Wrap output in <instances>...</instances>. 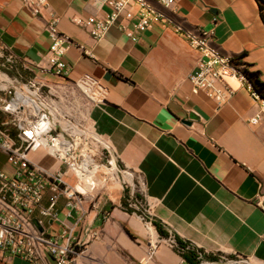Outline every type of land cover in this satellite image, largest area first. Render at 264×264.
I'll return each instance as SVG.
<instances>
[{
  "label": "crops",
  "instance_id": "crops-1",
  "mask_svg": "<svg viewBox=\"0 0 264 264\" xmlns=\"http://www.w3.org/2000/svg\"><path fill=\"white\" fill-rule=\"evenodd\" d=\"M47 2L35 16L21 0H0V44L31 68L50 45L45 20L57 17L71 41L63 55L69 77L88 76L103 91L102 102L89 105V123L121 168L139 177L150 222L124 209L123 200L65 219L61 199L59 216L79 245L76 264H179L182 257L153 221L207 259L228 253L264 264V119L249 122L260 108L251 91L230 80L234 93L218 106L192 94L189 75L200 54L172 29L155 27L133 42L112 27L96 42L73 19L105 14L100 0ZM176 10L188 26L212 31L215 43L264 83V23L256 0H178ZM31 158L43 167L53 162L41 149ZM0 170L11 171L5 157ZM0 264L32 263L15 256Z\"/></svg>",
  "mask_w": 264,
  "mask_h": 264
},
{
  "label": "built area",
  "instance_id": "built-area-1",
  "mask_svg": "<svg viewBox=\"0 0 264 264\" xmlns=\"http://www.w3.org/2000/svg\"><path fill=\"white\" fill-rule=\"evenodd\" d=\"M100 1L107 8L105 14L73 19L94 41L101 40L112 27L133 42L155 27L170 28L200 54L195 71L189 75L192 94L202 93L220 106L234 93L230 80L244 83L260 105L249 122L256 125L264 119V95L253 87L245 63L221 49L212 31L188 26L177 14L178 0ZM21 2L35 16L48 9L47 0ZM57 23L52 15L45 20L50 45L31 68L0 44L4 62L32 74L23 80L18 74L0 72V150L11 167L9 173L0 170V258L18 256L32 264H42L46 258L54 264H76L79 245L71 236L72 227L60 218L58 203L64 199L65 219L74 212L83 215L90 203L88 193L75 188L81 177L85 171L97 168L96 156L102 152L108 155L110 167L118 161L109 143L89 125V101L95 100L80 85L95 88V94L102 95L97 103L102 102L103 91L88 76L69 77L63 55L71 41L59 31ZM38 73L56 76L61 82H50ZM39 149L52 159L50 167L32 160ZM69 174L75 178L72 184L64 181ZM129 192L124 209L138 212L150 224L148 207L145 213L138 211L142 205L133 198V190ZM166 239L176 246L174 234L168 232ZM196 253L195 264H214L204 258L202 251ZM179 264L191 263L183 259Z\"/></svg>",
  "mask_w": 264,
  "mask_h": 264
},
{
  "label": "rangeland",
  "instance_id": "rangeland-1",
  "mask_svg": "<svg viewBox=\"0 0 264 264\" xmlns=\"http://www.w3.org/2000/svg\"><path fill=\"white\" fill-rule=\"evenodd\" d=\"M0 72L6 73L8 75H13L15 73L20 74L22 75L23 80L29 76L27 72L21 71L18 65H8L6 62H4L3 58H0ZM101 96V94H95L96 104L97 100H99ZM89 102L91 105L94 103L93 101ZM98 103H100V101ZM89 125L91 126L90 123ZM4 157L6 158L5 154L0 150V163L4 160ZM36 157L41 159V156L37 155ZM107 160H109V157L105 152H102V155L99 157L96 156L95 162L99 165L97 164V169H94L95 171L92 169L91 172L93 174H88L89 176L87 178H90L91 181L94 182L93 185H88V187L85 188L87 190V198L90 203L88 209L93 208L92 204L98 207V203L101 205L105 202L109 203V201L126 200V198L130 195V189H132L133 198H135V200H137L142 205L138 211L145 213L147 206L142 198V195L140 194L139 177L135 174H127V171L121 168L118 161L115 163V166H113L115 168L111 170L112 167L108 165ZM116 168L119 171H116ZM87 178L85 180L86 184L90 182V179ZM74 180L75 178L71 174L64 177V181L71 184L74 182ZM204 258L208 261H213L214 264H258L251 259L243 260L228 253H214V255L209 256V259H207L206 255H204Z\"/></svg>",
  "mask_w": 264,
  "mask_h": 264
},
{
  "label": "trees",
  "instance_id": "trees-1",
  "mask_svg": "<svg viewBox=\"0 0 264 264\" xmlns=\"http://www.w3.org/2000/svg\"><path fill=\"white\" fill-rule=\"evenodd\" d=\"M256 1L258 4L259 16H260L262 22L264 23V1L263 0H256ZM15 74H17V73H15ZM249 80L252 82L253 87L255 88L257 93L264 95V83H261L258 81L257 73H250L249 74ZM123 204H124V200L122 201V206H123ZM152 223L155 226V228H156V230L160 236H163L165 238L168 237V232H165L159 223L154 222V221ZM175 242H176V246L174 247V249L179 253V255L182 257V259H184L185 261H187L191 264L197 263V259H196L197 253L196 252L199 251L198 249L191 247L187 242L181 241L177 237H175Z\"/></svg>",
  "mask_w": 264,
  "mask_h": 264
},
{
  "label": "bare ground",
  "instance_id": "bare-ground-1",
  "mask_svg": "<svg viewBox=\"0 0 264 264\" xmlns=\"http://www.w3.org/2000/svg\"><path fill=\"white\" fill-rule=\"evenodd\" d=\"M81 86V88H82V90L87 94V96L88 97H90L92 100H95V93H94V91H93V88H91L90 86L88 87V86H82V85H80ZM97 169V168H96ZM114 169V167H113V165H112V169L111 170H113ZM94 170V169H93ZM101 170V169H100ZM92 170H90V171H85V173H84V176L83 177H81V179H80V181H79V183L77 184V186L75 187L76 189H78L79 191H82L83 193H87L86 191V187H88V185H93L94 184V182L93 181H91V179L90 178H87L92 172H91ZM95 171V170H94ZM89 174V175H88ZM93 174V173H92ZM112 175H113V173H112ZM92 177V176H91ZM94 177V176H93ZM86 178L87 179H90L89 181L90 182H88L87 184H86Z\"/></svg>",
  "mask_w": 264,
  "mask_h": 264
}]
</instances>
